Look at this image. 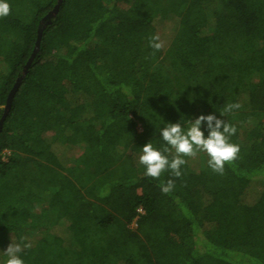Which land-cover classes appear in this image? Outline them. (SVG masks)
I'll return each mask as SVG.
<instances>
[{
	"label": "trees",
	"instance_id": "1",
	"mask_svg": "<svg viewBox=\"0 0 264 264\" xmlns=\"http://www.w3.org/2000/svg\"><path fill=\"white\" fill-rule=\"evenodd\" d=\"M58 1L0 18V119L41 29L0 131V264L12 240L24 264H264V0H62L47 23ZM213 113L237 128L223 175L203 152L145 175L166 123Z\"/></svg>",
	"mask_w": 264,
	"mask_h": 264
},
{
	"label": "clouds",
	"instance_id": "2",
	"mask_svg": "<svg viewBox=\"0 0 264 264\" xmlns=\"http://www.w3.org/2000/svg\"><path fill=\"white\" fill-rule=\"evenodd\" d=\"M11 12L9 0H0V18L6 17ZM150 47L155 51H160L164 47V42L159 34L149 38ZM239 103H229L223 111L222 116H227L233 109L240 108ZM207 126L208 134L205 135L202 126ZM237 131L236 126L225 119L218 118L214 113L201 114L195 119H191L185 128L180 122H168L160 129V136L165 142V147L157 149L152 143H147L142 147L139 156V164L144 166L145 175L153 179H159L165 171H171L175 177L182 176L181 167L188 161L185 157L194 158L198 152L206 153L208 156L207 165L215 173L224 174L225 165L235 161L240 152V147L231 142V137ZM174 150V151H173ZM169 153V155H165ZM164 194L170 193L175 183L169 179L160 185ZM32 244L12 242L4 251L7 259L5 264H24V260L19 255L25 248H31Z\"/></svg>",
	"mask_w": 264,
	"mask_h": 264
},
{
	"label": "water",
	"instance_id": "3",
	"mask_svg": "<svg viewBox=\"0 0 264 264\" xmlns=\"http://www.w3.org/2000/svg\"><path fill=\"white\" fill-rule=\"evenodd\" d=\"M61 1H62V0H59L58 3H57V5L53 8V10H51V11L47 14V16L44 18V20H45L47 23H49L50 20L53 18V16H55V15L58 13L59 8H60ZM40 37H41V29L39 30V37H38V41H37V43H36V48H35V50H34L32 56H31V58H30L29 61L27 62L23 74L17 79V81L15 82V84H14L12 90L10 91V93H9V95H8V98H7V104H6V107H5V112H4L3 116H2V118L0 119V131L2 130L3 122H4V120H5V117H6L7 113H8V111H9V109H10V106H11V103H12V100H13V97H14L15 93L17 92V90H18V88H19V86H20V84H21V82H22L24 76H25L26 73L28 72L29 66H30V64H31V62H32V60H33V58H34L36 52H37V48H38V46H39V40H40Z\"/></svg>",
	"mask_w": 264,
	"mask_h": 264
},
{
	"label": "rangeland",
	"instance_id": "4",
	"mask_svg": "<svg viewBox=\"0 0 264 264\" xmlns=\"http://www.w3.org/2000/svg\"><path fill=\"white\" fill-rule=\"evenodd\" d=\"M163 35H164L166 38H169V36H170V32H169V30L166 29V30L164 31ZM133 226H134V224H133Z\"/></svg>",
	"mask_w": 264,
	"mask_h": 264
}]
</instances>
